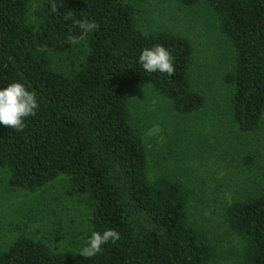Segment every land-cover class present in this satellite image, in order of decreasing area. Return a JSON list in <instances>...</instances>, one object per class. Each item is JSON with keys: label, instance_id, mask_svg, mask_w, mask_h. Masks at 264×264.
Instances as JSON below:
<instances>
[{"label": "trees", "instance_id": "trees-1", "mask_svg": "<svg viewBox=\"0 0 264 264\" xmlns=\"http://www.w3.org/2000/svg\"><path fill=\"white\" fill-rule=\"evenodd\" d=\"M0 0V86L20 80L35 91L39 109L23 131L0 125V168L13 189L36 192L66 179L65 192L82 196L91 231L115 229L120 239L93 257L56 251L41 240L18 236L0 250V264H212L226 255L235 264H264V192L226 203V235L239 248L190 220L191 189L167 177L152 178L147 146L131 121L129 103L142 86L169 103L179 116L198 111L189 39L168 31L143 33L126 0ZM202 2L218 15L221 34L234 50L223 80L231 89L237 130H258L264 116V0ZM98 27L84 33L73 21ZM83 41L84 54L69 70L52 66L54 52ZM162 44L174 57L175 73H146L142 48ZM86 244V243H85Z\"/></svg>", "mask_w": 264, "mask_h": 264}, {"label": "rangeland", "instance_id": "rangeland-1", "mask_svg": "<svg viewBox=\"0 0 264 264\" xmlns=\"http://www.w3.org/2000/svg\"><path fill=\"white\" fill-rule=\"evenodd\" d=\"M136 10L143 33L168 31L189 39L193 47L191 79L204 103L195 113L179 116L169 103L142 86L132 95V124L147 146L152 178L167 177L191 189V222L222 239V248H239L226 235L223 208L235 199L264 192V116L258 130L242 134L230 111L231 89L223 77L231 69L234 50L221 34L219 17L202 2L182 6L175 0H126ZM39 0H31L29 20ZM85 50L77 41L68 50L54 52L52 66L69 70ZM61 177L36 191L8 185L0 168V250L20 235L41 240L56 251L77 252L91 231V212L82 196L65 192ZM212 264H235L220 257Z\"/></svg>", "mask_w": 264, "mask_h": 264}, {"label": "clouds", "instance_id": "clouds-1", "mask_svg": "<svg viewBox=\"0 0 264 264\" xmlns=\"http://www.w3.org/2000/svg\"><path fill=\"white\" fill-rule=\"evenodd\" d=\"M57 2L52 0V11H57ZM73 23L84 33L93 31L98 27L97 23L89 19H77ZM74 43L76 41H73ZM138 63L146 73H165L169 77L175 73L174 57L168 48L162 44H154L144 47L138 55ZM39 109V103L35 91L30 90L20 80L0 86V125L16 131H23L26 118L35 116ZM120 239V234L115 229L92 231L86 244L79 250L84 257H93L101 251V246L111 241L115 243Z\"/></svg>", "mask_w": 264, "mask_h": 264}]
</instances>
